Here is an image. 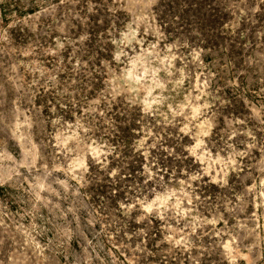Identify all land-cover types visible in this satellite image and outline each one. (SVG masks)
<instances>
[{
  "label": "rangeland",
  "instance_id": "1",
  "mask_svg": "<svg viewBox=\"0 0 264 264\" xmlns=\"http://www.w3.org/2000/svg\"><path fill=\"white\" fill-rule=\"evenodd\" d=\"M0 264H264V0H0Z\"/></svg>",
  "mask_w": 264,
  "mask_h": 264
}]
</instances>
